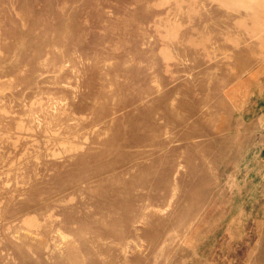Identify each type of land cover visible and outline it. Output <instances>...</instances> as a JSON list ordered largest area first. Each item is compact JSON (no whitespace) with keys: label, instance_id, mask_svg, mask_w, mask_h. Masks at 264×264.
<instances>
[{"label":"rangeland","instance_id":"rangeland-1","mask_svg":"<svg viewBox=\"0 0 264 264\" xmlns=\"http://www.w3.org/2000/svg\"><path fill=\"white\" fill-rule=\"evenodd\" d=\"M0 264H264V0H0Z\"/></svg>","mask_w":264,"mask_h":264}]
</instances>
